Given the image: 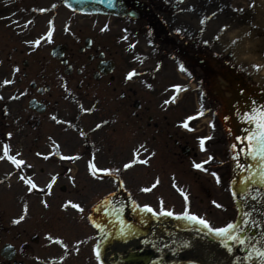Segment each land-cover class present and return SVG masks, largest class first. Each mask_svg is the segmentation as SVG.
Returning <instances> with one entry per match:
<instances>
[{
  "label": "flooded vegetation",
  "instance_id": "af4514ba",
  "mask_svg": "<svg viewBox=\"0 0 264 264\" xmlns=\"http://www.w3.org/2000/svg\"><path fill=\"white\" fill-rule=\"evenodd\" d=\"M124 1L131 16L100 15L98 20L78 25L70 19L68 9L58 12L51 0L43 5L42 0H0V147L7 144L11 155L21 154L29 137L24 127L38 130L46 116H55L69 132L71 105L81 109V114L96 116L95 123L81 134L84 147L91 146L87 132L97 140L108 129L119 140L114 149L101 146L95 155L90 152L89 164L100 154L111 157V162L124 157L108 166L113 168L111 175L131 168L135 151L151 156L162 148L175 158L183 154L195 157L200 150L197 140L204 137L207 158L201 164L206 171L191 168L206 176L215 172L219 177V182L215 177V188L231 187L236 201L234 221H241L255 190H264V165L256 159L252 165H244L251 167H239L228 178L230 168L234 169L229 154L232 142L238 152L243 149L240 142L255 131L253 124L244 122V114L259 120L264 86L246 77L229 55L213 51L218 40L206 37L208 23L193 21L196 9L187 6V0ZM6 30H11L7 37L14 43L10 50ZM48 31L52 33L50 42L34 43ZM181 64L186 71L180 70ZM133 70L137 75L126 78ZM52 76L55 81H50ZM5 79L12 83L4 85ZM72 79H76L74 90ZM198 94L209 102L206 110L201 107L202 112L198 111ZM173 96L174 100L169 99ZM165 100L169 102L165 104ZM97 124L101 126L97 128ZM41 134L36 133L31 143L37 166L17 169L7 159L0 160V198L8 193L15 204L13 214L0 213V264H183L196 257L189 244L195 236L220 238L194 222L153 216L125 197L101 195L86 205V192L80 191L77 199L54 203L53 186H46L52 183L49 174L55 144L47 137L46 144L39 145ZM61 146L56 142V147ZM217 153H223L225 159L210 161L209 157L220 156ZM84 157L82 153L78 158ZM130 162L125 169L123 165ZM62 164L69 172V159ZM44 173L47 180L36 181L37 174ZM21 175L30 178L37 189L27 191ZM109 186L120 189L123 182ZM67 201L79 204L83 211L62 207ZM21 215L24 219L13 224ZM96 223L101 227H95ZM182 230L195 236L184 235ZM95 250L100 253L99 261Z\"/></svg>",
  "mask_w": 264,
  "mask_h": 264
},
{
  "label": "rangeland",
  "instance_id": "374dc122",
  "mask_svg": "<svg viewBox=\"0 0 264 264\" xmlns=\"http://www.w3.org/2000/svg\"><path fill=\"white\" fill-rule=\"evenodd\" d=\"M47 1L49 2L50 0ZM47 1L42 0V5L47 4ZM51 1L53 5L58 7V12L62 10L68 11L59 0ZM186 5L195 7L196 11L193 13V21H195V23L201 24V21H203V23L209 24L206 29V37H216V39L219 40V42L213 46L214 52L229 55L227 51H231V48H228V44L226 45L227 42L240 41L243 40V38H248L253 40L256 44L254 52L262 57V61L258 66L264 67V0H187ZM70 17V19L78 25H84V23L87 24V22H93L99 18L98 16L88 17L76 15L72 12H70ZM8 31L11 30H6V48L10 50L14 43L10 41V34H8ZM8 35L9 37H7ZM32 36L35 35L32 34ZM231 39L232 41H229ZM237 63H239L240 67L244 70L246 77H252L246 70L248 66L246 61ZM75 80H71L73 83L71 85L72 90H74ZM50 81H55V77L52 76ZM40 83H43V81ZM198 99V111L200 112L203 106H205L206 110V108L209 107L207 105L209 102L205 101V98L203 99L199 94ZM91 100L93 102L95 100L94 97H91ZM210 105L212 106L211 103ZM80 110L71 105L69 111V132L65 131L66 127L63 125V122L58 120L60 121L58 123L57 120H53L48 116H46V123L40 126L38 130L31 129L29 126L24 127V132L28 133L29 137L27 139V145L23 148L18 159H23L27 167L36 165L33 155L34 147L31 146L32 139L36 136V133H42V141L39 145L44 146L47 137H51L54 141L55 146L52 148L51 159L53 162V170L52 173L49 174L52 178L55 177V180H51L53 183L52 196L54 198V203L57 202L56 200L77 199V194L83 191L86 192V196H83L86 199V205L94 203L99 196L107 194L109 198L125 197L126 199H130V202L138 204L141 207L149 205L154 211H159L160 208L163 207L167 211H174L176 213L187 211L191 214L195 213V215L201 218L203 217L207 219V221L210 219L212 221L211 225L215 226L223 224L228 219L234 218L235 208L232 206L233 201L231 197L228 196V186L224 187L225 189L223 191L221 188H215L213 186L215 178L212 174L206 176L202 173H195L191 168V165L193 166L194 163H202L204 158H207V153L203 152L199 144L197 146L200 150L197 154L198 156L196 155L195 157L183 156V154L175 158V156L169 154L167 151H163L162 148H158L159 151L151 156H148L143 151H135L132 158V167L125 172L123 171L124 169L121 170L122 172L117 170L113 175L110 174L113 168L108 166L117 165L119 162L124 161V157H117L111 162V157H105L100 154L94 156V164L101 166L99 169H110L111 171L108 173L98 172L97 176L100 178H93L87 168L90 152L95 155L97 148L101 146L114 149V146L118 145L119 140L114 138V134L108 129L105 130L107 131L106 135L103 134V136L97 140H94L90 132H87L89 136L88 140L91 141L89 142L91 146L90 149L84 147L81 134L95 123L94 119L96 116L81 114L80 112L82 111ZM207 117H210V114H208ZM198 134L199 132L194 135L196 136ZM78 139L81 141L80 143ZM64 141L68 143L64 144ZM56 142L59 144L61 143L63 147H56ZM204 147L205 145L203 148ZM56 153L59 157H56ZM82 153L85 157L79 159L78 157L82 155ZM217 154L220 156L212 157L210 161L213 162L216 158L215 161L222 162L223 159H225L221 156L223 153ZM62 157H72V159H69L71 163L69 172L65 171L64 164H62L64 158ZM229 158L230 166L232 165L234 167L238 165L234 151L230 150ZM143 159H146L147 163L138 162ZM193 159L194 161H192ZM218 165L222 166V164ZM232 172L235 173L236 171L230 168L228 178L233 176ZM47 177V173L37 174L36 181L45 182ZM119 182H123V187L120 189H118L117 186L116 188L109 186L110 183L114 184ZM153 185L155 186L153 187ZM206 186L210 188L208 189ZM60 187H65V190H62ZM8 188L7 186V192H9L7 190ZM80 188L84 189L80 190ZM93 188L97 189L94 190ZM143 188H150L151 190L144 192L142 191ZM181 192H183L184 195H181ZM185 195L187 196V201H185ZM4 198H0V213L3 212L5 215L9 216L13 214L15 204L11 203L8 193H6ZM215 200L218 201V203L214 204L213 202ZM187 202L190 204L191 210L193 211L189 210L188 207L190 206ZM216 204L221 205V207H216ZM170 206L173 210L169 209Z\"/></svg>",
  "mask_w": 264,
  "mask_h": 264
},
{
  "label": "snow or ice",
  "instance_id": "6c2138e0",
  "mask_svg": "<svg viewBox=\"0 0 264 264\" xmlns=\"http://www.w3.org/2000/svg\"><path fill=\"white\" fill-rule=\"evenodd\" d=\"M53 7H55V5H53ZM41 12L45 11V9H40ZM51 21H49V25H51ZM201 23H203V21H201ZM106 30V28H102L101 31ZM180 30L177 29V32H179ZM51 31H48L45 33V35L41 36L38 40H36L34 43L35 44H39L41 40H45L46 42H50L51 40ZM180 70L181 71H186V69H184L183 65H179ZM255 67H259V66H255ZM14 71H19V69H14ZM137 75V73L133 70L130 71L129 73H127L126 78L131 79L133 76ZM4 85L10 84L12 83V81L5 79L2 82ZM173 88L176 89H180V86L177 85H173ZM183 90V89H181ZM169 99H173L174 100V96L170 97ZM169 101L165 100L164 103L167 104ZM202 114V113H201ZM244 116L246 117L245 119V123H251L254 125L255 127V131L252 132L250 135L246 136L245 140L242 141L243 142H247V148L246 149H242V151H245L247 153V155L250 156V158L252 159H258L259 162L264 165V109L260 110L259 113V120H257V118L252 115L251 113H245ZM53 120H57V118L55 116L51 117ZM188 119H192V117H189ZM227 119V118H225ZM57 122L59 123L60 121L57 120ZM101 125L97 124L96 127L99 128ZM183 126L185 128L188 127V125L185 123L183 124ZM191 130V129H189ZM8 136H11V133L8 134ZM237 139H241L239 137H237ZM200 145H201V149L203 150V146H204V138H201L200 140ZM235 147V145L233 146ZM140 148H144V145H140ZM20 155V153H16L15 155H11L10 154V147L7 144L2 145V147H0V160H4L7 159L8 161L11 162V164L13 166H15V168L20 169L21 166L25 165V161L23 159H18L17 157ZM37 155H40L39 153H37ZM64 159H72V157H62ZM212 157H209V160H211ZM139 163H147L146 159L143 160H139ZM206 163V162H205ZM131 166V162L130 163H125L123 165V167L125 169L129 168ZM239 167H241L242 169H245L246 167H251V166H244V165H238ZM193 167L196 169H200L203 171H206V169H204L202 167L201 163H194ZM110 169H98L97 167H95L94 164H89V172L90 174L93 176V178H100L97 176L98 172H103V173H108L110 172ZM9 175H11V173H9ZM212 175L214 177L217 178V182H219V177L217 176V174L215 172L212 173ZM262 175H264V173H262ZM25 184L28 185L27 191L31 192L33 189H37V185L30 179L27 178L23 175H21L19 177ZM53 180H55V177L52 178ZM155 185H153L154 187ZM175 186V185H174ZM48 189L52 188V183L50 182L47 186ZM150 188H143L142 191L147 192L150 191ZM42 191V190H41ZM181 195H184L183 192H181ZM185 201H187V196L185 195ZM41 203L44 204L45 207H47V203L45 201H41ZM215 204V202H213ZM162 204V201H161ZM67 206H71V208L73 209H77L78 211H83L82 207L74 202L71 201H67L65 202V205H63L62 207H67ZM143 210L151 213L153 216H157V215H165V216H175V218L177 219H184L186 221H190V222H194L198 225L203 226V228L207 229L210 233L216 234L217 236H219L220 238H227L228 240H230L232 243H236L240 246H245L246 241L243 238V233L246 231V228L249 225V219L250 218H242L241 222L238 224L235 223H227L224 227H212L210 225V223L201 217H198L195 214H191L189 212H183L182 214H175L172 211H167L165 210L163 207L160 208V210L154 211L153 208L149 205H144L142 206ZM216 207H221V205L216 204ZM26 208V206H25ZM24 216L21 215L18 219H15L12 221L13 224L18 223L20 220H23ZM97 228H100L101 225L99 223H96L94 225ZM47 239L52 240L53 237L48 236ZM57 243H60L62 247H64L67 250V245L63 244L62 241H60L59 239H57ZM229 251H231V248H228ZM95 255H96V259L97 261L100 260V253L98 250H95ZM257 259H261L264 260V250H258L257 251Z\"/></svg>",
  "mask_w": 264,
  "mask_h": 264
},
{
  "label": "water",
  "instance_id": "95a60500",
  "mask_svg": "<svg viewBox=\"0 0 264 264\" xmlns=\"http://www.w3.org/2000/svg\"><path fill=\"white\" fill-rule=\"evenodd\" d=\"M62 1L67 8L80 14L129 15L123 0ZM254 216L259 217L257 213H254ZM260 224H257L253 219L249 221L250 226L243 233V238L246 241L245 246H240L231 241L215 244L213 239L206 236H198L199 239L203 240H190L189 244L192 246V251L196 257H190L187 261L192 260L202 264H264V260L256 258L257 251L264 250V237H261L263 229L260 227ZM229 247L231 251L228 250Z\"/></svg>",
  "mask_w": 264,
  "mask_h": 264
},
{
  "label": "bare ground",
  "instance_id": "6f19581e",
  "mask_svg": "<svg viewBox=\"0 0 264 264\" xmlns=\"http://www.w3.org/2000/svg\"><path fill=\"white\" fill-rule=\"evenodd\" d=\"M229 41H232L229 40ZM234 41V40H233ZM228 44V48H231L233 58L235 60V64L237 62H244L246 61L248 64L247 66V71L250 73V77L254 82L256 81L258 84H263L264 83V67H255L260 65L262 61V57L258 56L254 52V48L256 44L254 43L253 40L248 39V38H243V40L240 41H234V42H227L226 45ZM239 64V63H237ZM244 141V140H242ZM240 142V144L246 145L247 147V142ZM245 159H248V155L245 156Z\"/></svg>",
  "mask_w": 264,
  "mask_h": 264
}]
</instances>
